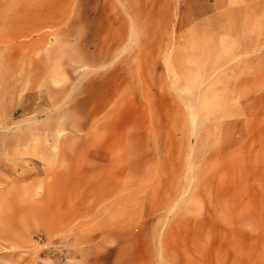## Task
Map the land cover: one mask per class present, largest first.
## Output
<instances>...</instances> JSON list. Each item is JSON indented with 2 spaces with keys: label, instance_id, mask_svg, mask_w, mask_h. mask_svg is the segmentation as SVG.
I'll return each mask as SVG.
<instances>
[{
  "label": "rangeland",
  "instance_id": "rangeland-1",
  "mask_svg": "<svg viewBox=\"0 0 264 264\" xmlns=\"http://www.w3.org/2000/svg\"><path fill=\"white\" fill-rule=\"evenodd\" d=\"M0 264H264V0H0Z\"/></svg>",
  "mask_w": 264,
  "mask_h": 264
}]
</instances>
